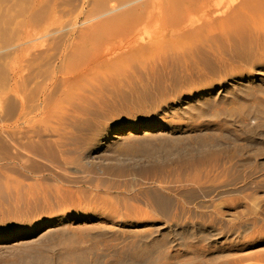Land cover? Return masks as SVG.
Wrapping results in <instances>:
<instances>
[{
    "label": "rangeland",
    "instance_id": "obj_1",
    "mask_svg": "<svg viewBox=\"0 0 264 264\" xmlns=\"http://www.w3.org/2000/svg\"><path fill=\"white\" fill-rule=\"evenodd\" d=\"M23 1L0 0L7 89ZM69 1L58 6L50 47L42 33L35 47L75 48L51 118L36 111L17 122L11 92L10 106L0 104V264H264V58L246 65L256 46L224 39L211 43L215 52L181 42L184 54L179 40L165 43L160 11L174 0H157L140 41H158V52L132 58L131 43L98 29L122 0ZM211 3L195 6L200 22ZM231 71L240 78L223 82Z\"/></svg>",
    "mask_w": 264,
    "mask_h": 264
},
{
    "label": "bare ground",
    "instance_id": "obj_2",
    "mask_svg": "<svg viewBox=\"0 0 264 264\" xmlns=\"http://www.w3.org/2000/svg\"><path fill=\"white\" fill-rule=\"evenodd\" d=\"M38 1H40V0H28V4L24 3L26 1H23V3L20 2L21 4L17 6V9H16L17 14H14L15 15L14 18L17 17V19H18L17 23H16L17 24V26H16L17 31L15 30L16 31L15 33L12 32L11 36H12V41L14 42V44H13L12 51H10V53L15 54V57L17 59V60L16 59L13 60L14 63H16L15 66H14V64L12 65V66H14V69L11 66L13 69L12 74L14 76L13 77L14 82H13V84H11L10 88H8V89H7L5 84H3L0 87V98H1L0 104L2 106V109L5 108V105H6V107L10 106V105L7 106L6 99H9L7 97L10 96L11 93L13 96L11 95L10 98L14 97L15 95H16L15 97H17V102L15 101V103H12V101H11V103H12L11 108L13 110H16L18 108V105H19L18 102L21 101L20 102L21 107H20L19 113H18V115H15V116H17L16 121L19 123L22 121H25V120H26L25 121L26 123L28 121H30L32 119L31 116L36 111L40 113V114H38L39 116L42 115L41 117H43L45 119L48 118L51 111H53L52 101L55 100L53 98V96L55 95L54 91H56L58 89L59 84H63V83H64L63 85L66 84L65 83L66 80L68 78L70 79V77H69L70 74H72V75L74 74L73 73V70H74L73 66L74 65L72 64L74 62L71 61L72 62L71 63L72 66H71L70 65V60H71L70 54L73 53L75 48L73 50L72 49L69 50L68 47H71V46H68L69 44L66 46L64 45L62 48L61 47L56 48L58 46V44H57L54 52H52L53 51L52 49H54V48H48L47 49L45 47L46 49L43 51L41 49L40 50L36 49L39 46L38 44L40 41H38L39 40L38 36H40L41 33L43 35H45L43 37V39L42 38L40 39L41 41H43L45 37L47 38V39L45 38V40L43 41L45 43L42 45L45 46L48 43L47 47L48 46L50 47V38L52 40L51 36H53L55 34V32H53V30H55V29H53L51 27H53L52 26L53 22H56L57 18H59L58 12L60 10L59 11L57 10L59 8L58 6L62 5L60 3H63L64 1L66 2V0H64L62 2H60L61 0H53V1L49 0V1H51L48 4L49 7L47 6V8H46V6L45 7L43 6L45 9L44 8H40V9L34 8V6H36L38 4ZM67 1H69V0H67ZM117 1L119 2V0H117ZM179 1L180 0H176V1L174 0V2H173L175 5L174 7L170 6V7H167L165 9L162 8V10L160 11L164 25L166 27V30L164 33H170L169 36L166 37V40H165L166 44H169L171 42L170 41L171 39H174L175 41L179 40V42L177 44V48H179V51L183 50L184 54H188L189 51L184 48L182 43L186 44L188 42L191 45L196 44V47H201L202 50H207V49L215 50L216 49L215 46L211 45V43H215L216 41H222L224 39L234 40L235 38H238L241 41L244 38H247L250 40L251 43H253L256 46V48L253 52V56L249 57L251 60L249 58L246 59V65L247 66H253L255 61H257V60L263 61L261 59L264 58V0H211L212 3L210 4L209 7L204 6V8H206L205 14L210 19V20L204 21L207 23L200 22V20L197 18V15L199 13H196L198 8L196 11L194 10L195 6L200 7V5L203 3L204 0H184L186 2V6H183V7H185L184 9H183V7L179 8V6L177 4ZM45 2H47V1H45ZM118 2H117V4H118ZM156 2H157V0H122L121 4L119 6L121 8L116 7V5L115 6L110 5L111 9L109 8L105 12V14H111L110 12L113 13L115 11H119L118 13L112 14L113 16H111V17H107L105 19H102L99 23V26L97 25L99 28L96 27V25H93V28H94V30L96 28L100 29L99 33H104L105 34L104 36H108V40L111 38L112 39L113 38H120L121 41H124V44L125 43H128V44L131 43V44L127 45L126 47L129 49L128 53H129V56L132 58L136 57L137 55L142 56L147 51H152V52L157 53L158 52V41L145 42V43H143V42L141 43V41H140V40L144 39L142 36V33H145L148 26L151 24V22L154 21V18H158L154 14ZM24 4H26V5H24ZM68 4H70V1ZM68 4H66V5H68ZM150 8H152V9H150ZM60 9H61V6H60ZM63 10H65V8L62 9L61 12H65ZM101 10H103V9H101ZM60 14H62V13H60ZM106 16H108V15H106ZM14 18H12V19L14 20ZM6 23H8V21ZM9 23H11V22H9ZM8 25H10V24H8ZM8 25H6V26H8ZM96 31L98 32L97 29H96ZM94 34H92V36H94ZM98 34H95V35H97V37H99ZM99 35H101V34H99ZM100 37H102V35ZM5 38H7V36ZM97 39L95 38V40H97ZM150 39H151V37H150ZM100 40H101V38H100ZM116 40H118V39H116ZM8 41L6 43H8ZM121 41H120V44H121ZM63 42L65 43V41H63ZM113 42H114V40H113ZM116 42H118V41H116ZM53 43L56 44L55 40ZM100 43L101 44H98V48L102 49L103 47H99V45L103 46L102 44L104 42L102 43V41H100ZM10 45H8V46H10ZM42 45H40L38 48H41ZM107 45L110 46V44H108V42H107ZM106 46H104V47L106 48ZM109 46H107V47H109ZM122 46H125V45H122ZM204 47H206V48H204ZM71 50H72V52L70 53ZM109 50H110V48H109ZM50 51L52 53H50ZM215 52H216V50H215ZM74 56H75V54H74ZM71 57H73V56H71ZM190 57H192V55H190ZM48 58H49V61L51 58H53V60H54V58L58 60V62L55 63L54 65H52V63L51 64L47 63V65H50V66L52 65L53 68H50V66H49V68L44 67V61L47 60ZM89 59H90V57H89ZM221 62L223 64H225V61L222 59H221ZM117 63L119 64L120 62H117ZM178 63H181V62L178 61ZM116 66L117 65L115 64V67ZM2 71H4V70H0V73ZM6 73H7V71H6ZM6 73L4 74L2 72L4 77H5ZM1 77H3V76H1ZM237 78H240V77H237V74L234 73L233 71H231L230 74H228V76L225 75V77L222 78V81L227 82L229 80L230 81L236 80ZM31 82H34V84H35L33 86V87H35L34 89L29 88V86L32 84ZM49 82H50V84L52 82L53 85H50ZM188 82H186V83H188ZM9 92H11V93H9ZM24 99H25V101H24ZM37 99L39 102L35 104L34 102L37 101ZM53 106L57 107L56 102H55V105H53ZM15 116H13V118ZM50 118L51 117H49L48 119H50ZM43 122H45V121H43ZM44 126H46V125H44ZM60 126H63V125H60ZM46 127H49V126H46ZM59 128H61V127H59ZM47 129L48 128H46V130ZM43 131H45V130H43ZM34 132H35V130H34ZM50 133H52V132H50ZM32 135H34V134H32ZM116 139L121 140L122 136H117ZM207 175H205V176H207ZM199 177H200V175H199ZM192 179H193V181L199 180L195 175L193 176ZM207 181H209V180H207ZM188 184H190V183H188ZM172 217H173V215H172Z\"/></svg>",
    "mask_w": 264,
    "mask_h": 264
}]
</instances>
